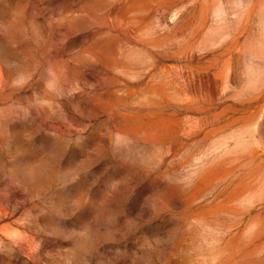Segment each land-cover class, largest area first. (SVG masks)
Returning a JSON list of instances; mask_svg holds the SVG:
<instances>
[{"label":"rangeland","instance_id":"1","mask_svg":"<svg viewBox=\"0 0 264 264\" xmlns=\"http://www.w3.org/2000/svg\"><path fill=\"white\" fill-rule=\"evenodd\" d=\"M0 264H264V0H0Z\"/></svg>","mask_w":264,"mask_h":264}]
</instances>
